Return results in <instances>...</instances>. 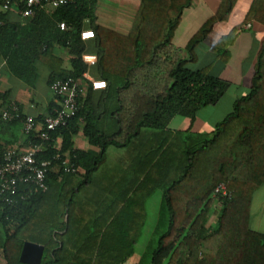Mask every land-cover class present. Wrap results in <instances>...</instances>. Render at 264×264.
<instances>
[{
  "label": "trees",
  "instance_id": "16d2710c",
  "mask_svg": "<svg viewBox=\"0 0 264 264\" xmlns=\"http://www.w3.org/2000/svg\"><path fill=\"white\" fill-rule=\"evenodd\" d=\"M238 1L219 0L181 48L174 36L193 0H139L127 33L97 22L98 0L37 9L23 24L9 19L0 0V58L13 74L32 84V63L50 59L56 67L49 83L79 79L88 70L81 54L91 52L98 59L94 75L107 83L96 100L88 87L76 115L51 134L57 142L39 154L69 156L83 172L51 170L46 191L0 211L5 264H27L20 261L25 242L43 246L39 264H122L141 233L145 199L157 188L162 192L153 237L138 264H264V232L250 225L253 195L264 186V39L249 92L235 99L212 131L171 127L174 117L194 120L228 91L230 83L212 74L209 64L190 63L214 26L230 20ZM60 21L68 30L59 29ZM247 23L264 27V0H252L242 21L213 43L214 62L228 61ZM82 29H92L94 38L82 40ZM55 42L69 46L70 70H60ZM0 97L9 101L5 93ZM79 132L98 151L75 148ZM25 140L39 142L33 134ZM221 183L226 194L215 192Z\"/></svg>",
  "mask_w": 264,
  "mask_h": 264
},
{
  "label": "crops",
  "instance_id": "0c3cea01",
  "mask_svg": "<svg viewBox=\"0 0 264 264\" xmlns=\"http://www.w3.org/2000/svg\"><path fill=\"white\" fill-rule=\"evenodd\" d=\"M198 1L200 4L201 0ZM251 1L252 0H250V3ZM218 2L219 0H216L213 4L214 9L212 8V14L214 13ZM239 2L240 0L235 8ZM250 3L248 4L250 5ZM138 5L139 0H102L100 2L98 0L96 7L97 22L104 27H108L121 33H127ZM249 5L244 9L241 19L237 22L232 19L235 11L234 8L230 20L217 23L206 39L212 38L213 45L220 36L227 34L234 25L242 21ZM98 11L100 14H98ZM8 17L14 22L23 20L21 21L22 24L25 19L22 18L15 9L11 10ZM226 24L227 26H230L224 27ZM215 29H218V31L215 35L216 37H213ZM263 39L264 27L252 23L243 25V27L238 30L234 43L229 48L230 58L225 63L213 61L214 54L211 45L209 59L201 66L209 64L210 72L227 80L230 83V87L216 104L200 109L194 120H191L188 117H174L171 120V127L181 130L191 128V130L195 132L204 133L212 131L215 128V125L225 115L232 111L235 99L242 97L249 92L251 79L254 74L257 52ZM87 41L89 42V40ZM52 53L61 63L60 70H70V61L73 55L70 53L69 46H64L61 43L55 42L53 44ZM32 64L35 67L36 78L32 84H28L13 74L7 67L5 58L1 57L0 93H5L7 99L18 102L25 114H33L37 117L45 116L48 113L49 106L56 102L55 96L49 88V78L52 74L51 68L56 67V64L53 61H50V59H47V62L38 59ZM94 68L95 65L88 68V72L92 77H96V75L91 74L92 72L95 74L96 71ZM87 89L88 87H86L83 95L86 94ZM100 91L101 90L93 91L95 100ZM227 95H229V98L225 99V96ZM207 108H211V111H206ZM73 139L75 148L98 151L96 147L88 144L82 132H79ZM7 145H15L20 149H26L27 143L25 136L22 134L21 121L4 122L0 120V146L4 147ZM250 225L253 229L264 232V186L259 188L253 195ZM137 258L136 255V259L134 258L131 264H138L140 257ZM125 263L126 262H123L122 264Z\"/></svg>",
  "mask_w": 264,
  "mask_h": 264
},
{
  "label": "built area",
  "instance_id": "2783aa9c",
  "mask_svg": "<svg viewBox=\"0 0 264 264\" xmlns=\"http://www.w3.org/2000/svg\"><path fill=\"white\" fill-rule=\"evenodd\" d=\"M77 0H5L4 9H15L22 18L31 16L37 9L54 10L76 2ZM1 25V22H0ZM60 30H67L65 21L58 23ZM80 38L84 41L94 38L92 29H82ZM81 60L89 68L97 63V55L91 52L81 54ZM107 86L104 79L92 77L88 70L79 79L73 77L56 78L50 82L49 88L58 105L51 114L42 120L33 114H25L15 100L4 101L0 97V118L3 121L20 120L22 134L25 137L34 135L39 142H28L26 149L15 145H7L0 156V211L17 202V198L25 199L31 195L46 191L49 171L63 173H82L83 170L71 162L69 156L39 159V154L46 151L52 141V133L67 125L79 109V97L86 87L92 90H103ZM53 142V143H54ZM216 193L226 194L221 183Z\"/></svg>",
  "mask_w": 264,
  "mask_h": 264
},
{
  "label": "rangeland",
  "instance_id": "374dc122",
  "mask_svg": "<svg viewBox=\"0 0 264 264\" xmlns=\"http://www.w3.org/2000/svg\"><path fill=\"white\" fill-rule=\"evenodd\" d=\"M100 1L102 0H99V2ZM215 1L216 0H201L200 4L198 0L193 1L192 7L184 13L182 23L180 24L179 28L175 33L174 41L177 46L184 48L190 35L211 16L210 14H212V10L214 9L213 4L215 3ZM248 3H250V0H240L239 4L235 8L234 16L232 18L233 21L237 22L238 20L241 19L244 9H246L247 6L249 5ZM98 14H100L99 11ZM226 26L227 24L224 25V27ZM229 26L230 25H228L227 27ZM217 31L218 29H215V33L213 37H216L215 35ZM89 45L91 46V43ZM211 45H212V38H208L204 40L196 49L198 60L194 63H190V66L199 67L202 64L206 63L210 56ZM91 74L94 75L93 72ZM227 98H229V95L225 96V99ZM206 111H211V108H207ZM161 192L162 190L159 188L154 189L150 193V195H148L147 198L145 199L144 205H145L146 216L141 229V233L136 241L132 255L129 258H127L125 264L128 263L131 264L132 260L134 258L136 259V255L139 258L142 252L144 251L147 242L153 237V229L155 226L157 213L160 205ZM213 220H215V214L211 216V220L209 224L212 223ZM0 264H5L1 249H0Z\"/></svg>",
  "mask_w": 264,
  "mask_h": 264
},
{
  "label": "water",
  "instance_id": "95a60500",
  "mask_svg": "<svg viewBox=\"0 0 264 264\" xmlns=\"http://www.w3.org/2000/svg\"><path fill=\"white\" fill-rule=\"evenodd\" d=\"M43 246L36 243L25 242L21 251L20 261L27 264H39Z\"/></svg>",
  "mask_w": 264,
  "mask_h": 264
}]
</instances>
